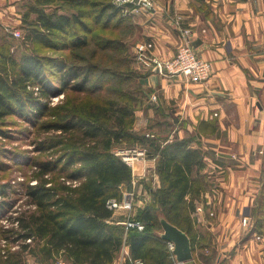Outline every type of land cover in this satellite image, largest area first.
Masks as SVG:
<instances>
[{
  "label": "trees",
  "instance_id": "1",
  "mask_svg": "<svg viewBox=\"0 0 264 264\" xmlns=\"http://www.w3.org/2000/svg\"><path fill=\"white\" fill-rule=\"evenodd\" d=\"M105 1L89 25L83 22L89 19L84 9L95 7L93 0H34L23 15L25 39L52 54L30 49L0 62V121L15 116L32 123L40 138L48 134L37 139L38 151L51 153L32 161L35 183L25 186L26 207L12 211L10 186L0 182V212H10L12 225L0 226V238L18 245L0 247V264H26V255L44 264L59 258L68 264H112L124 246V264H173L160 237L161 217L187 234L194 251L199 228L192 213L210 186L203 172L205 153L192 147L189 136L170 139L173 125L162 110L156 109L144 130L134 129L135 112L147 98L142 86L149 71L135 68L123 37L108 34L126 26L133 30L126 10L134 5ZM59 94L63 98L52 105ZM3 127L0 137L12 138V125ZM115 145L144 147L156 160L159 187L149 189L151 201L130 218L143 225L141 230L117 221L107 203L120 201L123 190L131 189L132 170L113 152ZM14 155L0 148V159ZM5 167L0 161V171Z\"/></svg>",
  "mask_w": 264,
  "mask_h": 264
},
{
  "label": "crops",
  "instance_id": "2",
  "mask_svg": "<svg viewBox=\"0 0 264 264\" xmlns=\"http://www.w3.org/2000/svg\"><path fill=\"white\" fill-rule=\"evenodd\" d=\"M152 1L150 10L132 7L138 8L132 11L133 49L151 41L153 56L172 57L181 44L178 17L192 32L193 49L211 63L209 78L194 83L140 70L134 61L137 70H149L142 86L147 98L136 111L134 129L144 130L156 109L162 110L175 137H191L192 147L205 153L210 186L196 204L203 210L192 213L199 228L192 260L179 264H264V0ZM152 165L153 180L134 190L138 207L151 201L149 189L159 187L156 160ZM131 189H124L120 201H130ZM131 210H116L114 216L125 225ZM127 256L124 246L117 257L125 263Z\"/></svg>",
  "mask_w": 264,
  "mask_h": 264
},
{
  "label": "rangeland",
  "instance_id": "3",
  "mask_svg": "<svg viewBox=\"0 0 264 264\" xmlns=\"http://www.w3.org/2000/svg\"><path fill=\"white\" fill-rule=\"evenodd\" d=\"M102 1L106 2L105 0H93V2H95V5H96L95 7L89 6V7H85V9L83 7L84 10H87L88 16H89L88 17L89 19H83V22H86L89 25H91V21H93L94 19L93 12L95 10H98V11L100 10V7H101L100 2ZM33 2L34 0H0V62L4 61L6 56H11V55H14V57L18 59V57L21 54L28 52L30 49L36 50L39 54H52L53 51H49V50L44 49L43 47H39V44H31L25 39L26 32H25V28L22 27V24L24 23L23 15L27 11L29 5H31ZM134 3H131V4H134ZM49 8L50 7H48L46 11H49L50 10ZM130 9H127L126 12L131 16V24H132V21H133L132 16L134 15V12H132L133 8H130ZM146 9L147 8H145V10ZM30 18L34 19L35 16L31 15ZM113 27H114V23L110 25L111 29ZM132 29L133 30L129 32L128 27L126 26L123 28H119V30L116 29L114 33H108V34H110L111 36L123 37L124 43L127 44L130 53L132 54V56L134 55V59H135V50L133 49L134 46L131 45L132 44L131 37L133 36L135 28L132 27ZM16 33H18V35H16ZM79 34H82L81 31H79ZM62 52H63L62 54L64 55H66V53L67 54L69 53L67 50L62 51ZM78 53L79 51H77L76 54ZM1 54L4 56L2 57ZM55 54H59V52ZM87 54L88 52L80 51L81 56H86ZM68 57H70V59L75 58L72 55H69ZM96 58L98 59V57H95V59ZM139 68L141 70L143 66L139 65ZM150 71H153V70L150 69ZM62 98H63V94H59L57 96L52 97L51 104L54 105L58 103ZM151 99L153 100V97ZM135 120H136V112H135ZM2 122H5V123H2ZM3 125H10V126L12 125V128L15 131L12 134L13 136L12 138L4 139L0 137V148L11 150L18 154V155L13 156V160H8L3 157H1L0 159L1 162L8 164L9 169L5 167L4 170L0 171V182H6L10 186V188L8 189V192H9V196H11V198H13L14 200V208L12 209L13 211L16 208L19 209L22 207H26V205L24 204L27 198L25 194V186L28 183L30 184L35 183V180H32V177L34 176L36 171H35V166L32 164V161L43 160L51 153L48 152V150L44 152L38 151L37 147L39 146L40 142L37 141V139L40 138L41 135H38L35 132L32 123L25 122L24 120L19 119L18 117H15V116H11V117H7L6 119L0 121V128H4ZM136 131H142V130L139 129ZM47 135L48 134L42 133L41 138ZM169 136H171L172 139H174L175 133L171 131ZM140 148H143V147L133 146V145H129V146L128 145H123V146L115 145L113 147V152L116 155L118 154L121 156L123 153H127L131 155L135 153L136 151L140 150ZM139 157H142V156H139ZM134 162H135L134 173L136 174L138 172V171L136 172V169L142 170L143 164L141 162H138L137 159H135ZM136 165L139 166V168H137ZM131 169L133 173L134 169L132 167ZM144 169H145V175L142 176L141 179L139 178L138 180L135 176L137 189H139V187L142 185L141 181H152L153 180V173H151V169H152L151 163L146 162ZM143 197H144V194H142V198ZM1 199L2 197L0 195V200ZM139 201L141 200H138V197H136V195L133 196L132 205L134 206V208L132 206L133 210L129 211L130 213L127 214L129 215V218H135L137 210L142 208V207L137 206ZM119 212H122V211H119ZM16 213L17 212H15V214L14 213L12 214L16 215ZM8 216H10L9 211L0 212V226L1 227L5 228L7 226H12L10 225V221L7 220ZM0 247H2V249L9 248L13 250L17 248L18 245L11 244L10 242L7 243L5 240H2V238H0ZM24 258H25L26 264H44L39 260V258H35L30 255H26ZM119 258L121 259V257ZM119 258L116 257V264H118V262L120 261ZM120 263L124 264L122 263V261H120ZM54 264H68V263L64 260V258H59L58 261Z\"/></svg>",
  "mask_w": 264,
  "mask_h": 264
},
{
  "label": "built area",
  "instance_id": "4",
  "mask_svg": "<svg viewBox=\"0 0 264 264\" xmlns=\"http://www.w3.org/2000/svg\"><path fill=\"white\" fill-rule=\"evenodd\" d=\"M115 4L118 6H123L128 3H134V0H114ZM136 7H142L147 8L146 10H150L153 7V1L152 0H137L136 3H134ZM133 4V5H134ZM137 9H134L132 11H137ZM180 19L178 17L175 18L174 24L177 30L179 31V36L181 38V44L177 48L175 54L165 60H160L157 57L152 55L153 50V43L151 41H147L144 43H139L136 46L135 49V62L142 65L145 68H150L152 70H157L160 74L163 76H169V77H175V76H183L186 80L194 83H201L207 80L211 74V63L204 58H202L194 49L192 46V40L191 35L192 32L188 28H182L180 26ZM18 35V33H16ZM154 100V97H153ZM123 151V150H121ZM118 155V154H117ZM130 168L132 167L134 169L135 166V159L138 160V162H141L143 164L142 172L143 174H139V169H136V174L134 173L135 169L132 173V179H131V193L129 192L128 195L130 197V201L125 202V200L118 201L115 199H110L108 201V206L111 209H114V211L123 209V208H132V200L133 196L136 195L134 190H137V184L135 181V176L139 180V178H142V176L145 175V169L144 166L146 162H149L151 164H154L155 157L151 156L146 148H140V150L136 151L135 153L129 155L127 153H123L122 156L118 155ZM142 156V157H139ZM142 160V161H141ZM137 166V165H136ZM139 168V166H137ZM151 173H153V165L151 166ZM132 170V169H131ZM149 173V171H148ZM154 175V174H153ZM140 188V187H139ZM123 199V198H122ZM134 208V206H133ZM203 210L202 204H199L195 208V213H199ZM242 223L244 225L249 224L248 218H243ZM125 225L127 227H133L136 226L140 230L143 229V225L139 222H132L127 221L125 222ZM167 248L169 252L171 253V256L174 259V264H179L175 260V256L173 254L174 250V244L173 242L167 241ZM135 264H142L140 260H136Z\"/></svg>",
  "mask_w": 264,
  "mask_h": 264
},
{
  "label": "water",
  "instance_id": "5",
  "mask_svg": "<svg viewBox=\"0 0 264 264\" xmlns=\"http://www.w3.org/2000/svg\"><path fill=\"white\" fill-rule=\"evenodd\" d=\"M137 2V0H134ZM162 232L161 239L170 241L174 244L173 254L178 263H184L192 260V249L190 239L185 232L169 223L164 217L160 218Z\"/></svg>",
  "mask_w": 264,
  "mask_h": 264
}]
</instances>
